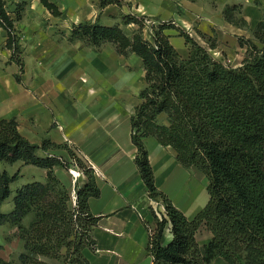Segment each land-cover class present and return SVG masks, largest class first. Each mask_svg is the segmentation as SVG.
I'll use <instances>...</instances> for the list:
<instances>
[{
    "label": "trees",
    "instance_id": "trees-1",
    "mask_svg": "<svg viewBox=\"0 0 264 264\" xmlns=\"http://www.w3.org/2000/svg\"><path fill=\"white\" fill-rule=\"evenodd\" d=\"M31 1L0 0V27L20 73L23 49L15 25ZM40 1L54 17L64 16L50 0ZM111 5L121 8L123 0H99L100 9ZM237 10L234 6L224 11V19L236 26L230 16ZM120 20L113 27L99 21L73 25L67 39L94 52L111 45L121 56L142 60L146 84L131 118V138L137 148L135 164L148 190L147 201L138 210L149 232L152 264H212L218 258L227 264H264V22L254 33L261 46L240 38V46L248 51L242 65L232 68L214 59L174 21L136 15H121ZM129 26L135 28L130 33L125 30ZM168 30L184 38L187 58L171 44ZM198 35L211 49L218 46L216 38ZM16 78L21 81L19 75ZM150 137L172 149L183 168L197 169L207 178L209 201L194 217H186L158 190L145 145ZM49 150H66L87 178L83 187L76 186L75 198L55 174L57 169H70L71 163L40 154ZM0 162L47 172L44 183L13 190L21 171L11 175L0 169V226L16 228L25 242L18 257L0 258V264H49L43 259L90 264L84 250L96 251L94 230L101 220L89 207V200L101 195L93 167L67 145L48 139L41 146L31 144L19 133L15 119L0 120ZM8 201L12 209L3 212ZM151 202L162 205L164 213L158 216ZM148 211L154 216V229L145 220ZM29 217L32 222L26 227ZM202 226L212 236L204 251L197 239ZM168 227L172 240L164 244Z\"/></svg>",
    "mask_w": 264,
    "mask_h": 264
},
{
    "label": "crops",
    "instance_id": "crops-1",
    "mask_svg": "<svg viewBox=\"0 0 264 264\" xmlns=\"http://www.w3.org/2000/svg\"><path fill=\"white\" fill-rule=\"evenodd\" d=\"M50 2L60 8L63 17H54L40 0H32L15 25L23 49V73L11 60L7 34L0 27V120L15 119L19 133L33 145L41 146L48 139L69 146L93 167L101 195L91 198L89 207L101 220L94 230L96 251L84 250L90 264H152L147 252L149 232L138 210L147 201L148 190L135 164L137 148L131 138V118L146 84L142 60L135 55L121 56L111 45L94 52L80 41L69 43L67 37L73 25L83 22L99 21L113 27L121 23V15L160 18L174 21L217 61L238 68L247 51L240 46L239 38L252 37L228 23L224 10L242 5L244 19L255 29L264 21V0H123L121 8L111 5L104 9H100L99 0ZM134 29L125 28L127 32ZM165 33L177 52L187 58L189 49L184 38L175 30ZM198 33L216 38L218 46L211 49ZM145 145L158 190L186 217H194L209 201L206 180L195 174L197 170L183 168L176 153L155 138L145 139ZM40 154L71 163L70 169H57L55 174L74 198L76 186L83 187L87 178L73 165L68 152L49 150ZM6 170L12 175L21 171L15 190L35 181L44 183L47 178L45 170L22 163ZM70 170L79 172V177L75 179ZM10 207L2 210L8 212L12 204ZM159 211L164 213L161 206ZM145 220L155 228L149 211ZM31 222L29 217L24 225L29 227ZM171 240L168 227L163 243ZM0 248V258L11 261L24 251L25 242L16 228L0 226Z\"/></svg>",
    "mask_w": 264,
    "mask_h": 264
},
{
    "label": "rangeland",
    "instance_id": "rangeland-1",
    "mask_svg": "<svg viewBox=\"0 0 264 264\" xmlns=\"http://www.w3.org/2000/svg\"><path fill=\"white\" fill-rule=\"evenodd\" d=\"M231 7H234V6H230V8ZM239 7V10H237V11H231L232 13H231V19H232V21H234L238 26H236V25H234V24H232V25H234V26H236L237 28H239L240 30H242V31H244V32H246V36H250V37H252V38H247V37H245V36H243V37H241L242 39H244V40H251V41H253V42H255V44H258L259 46H261L260 44H259V42L258 41H256V39H255V37H254V33L256 32V30H257V28H258V26L255 28V29H251L250 28V26H248V24H247V22H246V20L244 19V14H243V11H242V5H240V6H238ZM228 8V7H227ZM225 11V10H224ZM151 18V17H150ZM244 22L246 23V25L245 26H243L244 25ZM262 22H264V21H262ZM150 24L151 23H149L148 24V26H150ZM260 24V23H259ZM127 31V30H126ZM128 33H130V31H128ZM210 38H213V37H210ZM240 39V38H239ZM217 40V39H216ZM242 48H246L247 49V51H248V48L247 47H242ZM189 49V48H188ZM247 51H246V54H247ZM246 54H245V57H246ZM185 55H187V52H186V54ZM215 59V58H214ZM245 59V58H244ZM244 61V60H243ZM226 65H229L230 67H232L229 63H227ZM233 68V67H232ZM0 165H2V166H0V169L2 170V171H7L6 170V168L9 166V165H5V164H2L1 162H0ZM195 170H197V169H195ZM8 173H9V171H7ZM196 173L195 174H197V176H199V178H201V179H203L204 181L206 180V182L208 183V180H207V178L204 176V174L203 173H201L200 171H195ZM11 174V173H10ZM12 175V174H11ZM14 175V174H13ZM13 188V190H15L14 189V186L12 187ZM10 202L8 201L3 207H2V209H4V210H9L11 207H10ZM151 206H152V208L154 207H156V211H155V209H154V211L155 212H159V214L161 213L160 211H159V206H161L162 208H163V206L162 205H158L157 203L156 204H154V202H151V204H150ZM164 209V208H163ZM3 211V210H2ZM3 212H7V211H3ZM162 214V213H161ZM160 214V215H161ZM211 238H212V236H211V234L208 232V230L206 229V227L205 226H202L201 227V229H200V231H199V233H198V235H197V239H198V242H199V244H200V246H201V248L203 249V251H204V246L205 245H207L210 241H211ZM212 264H227L223 259H221V258H218V259H216Z\"/></svg>",
    "mask_w": 264,
    "mask_h": 264
},
{
    "label": "built area",
    "instance_id": "built-area-1",
    "mask_svg": "<svg viewBox=\"0 0 264 264\" xmlns=\"http://www.w3.org/2000/svg\"><path fill=\"white\" fill-rule=\"evenodd\" d=\"M70 172L72 173V175L74 176L75 179H77V177H79V175H80V173L75 171V170H70ZM74 198H75V196H74ZM158 216H160V215H158Z\"/></svg>",
    "mask_w": 264,
    "mask_h": 264
}]
</instances>
